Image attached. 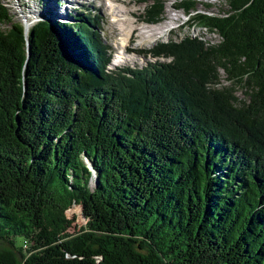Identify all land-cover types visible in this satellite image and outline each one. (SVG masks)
I'll return each mask as SVG.
<instances>
[{
    "label": "trees",
    "instance_id": "obj_1",
    "mask_svg": "<svg viewBox=\"0 0 264 264\" xmlns=\"http://www.w3.org/2000/svg\"><path fill=\"white\" fill-rule=\"evenodd\" d=\"M226 2L177 5L219 43L110 72L97 14L0 0V264H264V0Z\"/></svg>",
    "mask_w": 264,
    "mask_h": 264
},
{
    "label": "rangeland",
    "instance_id": "obj_2",
    "mask_svg": "<svg viewBox=\"0 0 264 264\" xmlns=\"http://www.w3.org/2000/svg\"><path fill=\"white\" fill-rule=\"evenodd\" d=\"M2 1L5 2V4L10 8L9 11L14 16L15 20L28 18L30 16V12L33 16L35 10L41 11V13L44 12L42 10L43 8L44 10H47L45 7V2H48V7H50L53 12H56V14L58 15L57 17H61V19L59 18V20L61 21L63 19L77 21L75 15L80 14L81 11H83L84 13H92L94 15L97 14V25L96 29L94 30L96 31L97 40L99 38V35L100 38L102 37L101 40L106 47L105 52L109 54L108 46H111L112 52H115L114 50H116V47H119L118 44H122L120 43L122 38H125V43H128V47L131 48L129 55H126V62H123L121 65H119L118 68L115 67V65L112 63V60H114V58L111 55V64L108 66L110 72L123 70V66H125V68H135L145 66V64H147L148 62H156L157 59L154 58V56L150 57L147 54L136 52V49L153 48L154 55L158 56L160 54V52H157L158 47H160L161 45H168L169 43H179L183 41L186 36L196 39V43L202 44L205 47L211 44H217L222 40L221 36L217 32H211L206 28H200L198 25H192L191 23L189 24L188 22H186L188 16L187 14H185V10L183 11V9L177 8V5L181 0H130L128 5H125L121 2H115L114 4L118 5L117 7H119L123 11L122 13L126 14L123 17L121 16L124 20V23H115V16H113V13L108 12V8L105 7V5L103 7V0H75L73 1L74 3L72 5H67L65 3V6L63 7L57 5L56 0ZM153 1H161L165 4L163 14L160 16L158 15L157 19L155 20L156 22L148 18L147 12L149 7L148 5H150ZM197 1V11H203L212 14H221L223 10L228 8L226 0ZM208 4L209 6H207ZM128 10L134 11L135 14H128ZM197 11H195L194 13H196ZM113 23H115V25ZM159 26H165L160 30L158 29L160 33L154 34L152 31H150L154 35L149 36L148 34H143V31L146 29H155ZM98 43L100 42L98 41ZM167 56H170V54H167ZM135 58H137L136 61ZM159 61H164V58H160ZM217 74L219 80H217V84L215 83L216 85H212L213 87L219 89L231 87V82L227 79L226 73L223 69L220 68ZM233 88L238 99L236 105L239 104L241 106L243 105V101L249 100L247 99V94L244 88L239 86H235ZM75 214L77 215V220L74 223V226L76 230H78L80 227L85 225L86 220L82 214L81 208L80 210L77 209L73 211L72 214L67 215V218L71 219L75 216ZM70 231L73 232L74 228H71ZM0 246H2L1 242Z\"/></svg>",
    "mask_w": 264,
    "mask_h": 264
},
{
    "label": "bare ground",
    "instance_id": "obj_3",
    "mask_svg": "<svg viewBox=\"0 0 264 264\" xmlns=\"http://www.w3.org/2000/svg\"><path fill=\"white\" fill-rule=\"evenodd\" d=\"M57 1V0H56ZM73 1H75V0H67V1H65V0H62V4H58L60 7H63V6H65V3L67 4V5H72L74 2ZM87 1H89V0H87ZM111 2V3H110ZM115 2H121V3H123V4H125V5H128V3L130 2V0H103V2H102V4H103V7H104V5H105V7H107L108 8V12L109 13H113V16H115V23H117V22H123L124 23V20H123V16H125L126 14H123L122 12V10L119 8V7H117L118 5H115L114 3ZM115 5V6H114ZM102 8V7H101ZM115 12V13H114ZM128 14H135V12L134 11H129L128 10V12H127ZM122 16V17H121ZM117 17V18H116ZM120 18H122V19H120ZM120 20V21H119ZM115 23H113L114 25H115ZM120 24V23H119ZM165 27V26H164ZM163 26H159V27H156L155 29L154 28H152V29H150V30H148V29H146V30H144L143 31V34L145 35V34H148L149 36H152V35H154L155 33L157 34V33H160L159 32V30L160 29H162V28H164ZM159 29V30H158ZM124 30V29H123ZM150 31H152L154 34H152V32H150ZM125 38H122V40L120 41V43H122V44H125Z\"/></svg>",
    "mask_w": 264,
    "mask_h": 264
},
{
    "label": "water",
    "instance_id": "obj_4",
    "mask_svg": "<svg viewBox=\"0 0 264 264\" xmlns=\"http://www.w3.org/2000/svg\"><path fill=\"white\" fill-rule=\"evenodd\" d=\"M79 206H80V208H81V209L83 208L82 204H81V205H79Z\"/></svg>",
    "mask_w": 264,
    "mask_h": 264
}]
</instances>
